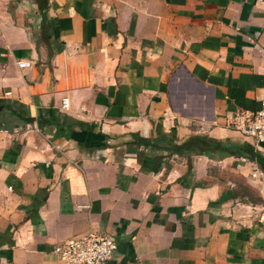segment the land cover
Instances as JSON below:
<instances>
[{
	"label": "crops",
	"instance_id": "crops-1",
	"mask_svg": "<svg viewBox=\"0 0 264 264\" xmlns=\"http://www.w3.org/2000/svg\"><path fill=\"white\" fill-rule=\"evenodd\" d=\"M263 104L264 0H0V264L87 234L113 264H264V143L229 127ZM193 137L243 155L167 144Z\"/></svg>",
	"mask_w": 264,
	"mask_h": 264
},
{
	"label": "built area",
	"instance_id": "built-area-1",
	"mask_svg": "<svg viewBox=\"0 0 264 264\" xmlns=\"http://www.w3.org/2000/svg\"><path fill=\"white\" fill-rule=\"evenodd\" d=\"M30 66L29 62L20 63L21 68ZM62 105L67 108L68 99L63 100ZM229 127L256 145L264 143V104L258 110H237ZM117 247L112 236L87 234L57 245L54 253L61 264H113Z\"/></svg>",
	"mask_w": 264,
	"mask_h": 264
},
{
	"label": "trees",
	"instance_id": "trees-1",
	"mask_svg": "<svg viewBox=\"0 0 264 264\" xmlns=\"http://www.w3.org/2000/svg\"><path fill=\"white\" fill-rule=\"evenodd\" d=\"M31 121V120H30ZM168 146L171 147V152L181 155H207L212 156L214 154H219L220 156H225L229 154L239 153L243 155L241 149L233 148L231 146H226L224 143L207 138V137H193L189 142L184 145H176L173 140L167 139ZM235 151V152H234ZM249 159L253 162H257L260 167L264 170V157L260 153L247 152L246 154Z\"/></svg>",
	"mask_w": 264,
	"mask_h": 264
},
{
	"label": "rangeland",
	"instance_id": "rangeland-1",
	"mask_svg": "<svg viewBox=\"0 0 264 264\" xmlns=\"http://www.w3.org/2000/svg\"><path fill=\"white\" fill-rule=\"evenodd\" d=\"M236 178H238V177H236Z\"/></svg>",
	"mask_w": 264,
	"mask_h": 264
}]
</instances>
